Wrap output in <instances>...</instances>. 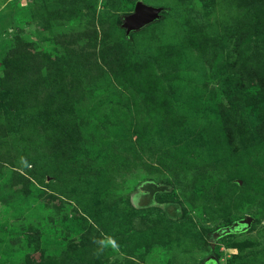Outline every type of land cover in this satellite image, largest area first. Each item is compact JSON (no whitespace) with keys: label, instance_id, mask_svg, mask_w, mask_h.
<instances>
[{"label":"rangeland","instance_id":"374dc122","mask_svg":"<svg viewBox=\"0 0 264 264\" xmlns=\"http://www.w3.org/2000/svg\"><path fill=\"white\" fill-rule=\"evenodd\" d=\"M0 264H264V0H0Z\"/></svg>","mask_w":264,"mask_h":264},{"label":"water","instance_id":"95a60500","mask_svg":"<svg viewBox=\"0 0 264 264\" xmlns=\"http://www.w3.org/2000/svg\"><path fill=\"white\" fill-rule=\"evenodd\" d=\"M161 8L148 6L141 2H136L133 6V12L124 18L122 26L125 28L126 34L130 31L137 30L160 16ZM251 219L245 217L241 220L233 222L230 226L218 231V234L229 232L244 231L250 226Z\"/></svg>","mask_w":264,"mask_h":264}]
</instances>
